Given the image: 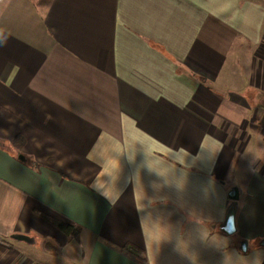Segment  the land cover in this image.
<instances>
[{
    "label": "crops",
    "instance_id": "1",
    "mask_svg": "<svg viewBox=\"0 0 264 264\" xmlns=\"http://www.w3.org/2000/svg\"><path fill=\"white\" fill-rule=\"evenodd\" d=\"M254 76L264 0H0V264H264Z\"/></svg>",
    "mask_w": 264,
    "mask_h": 264
},
{
    "label": "rangeland",
    "instance_id": "2",
    "mask_svg": "<svg viewBox=\"0 0 264 264\" xmlns=\"http://www.w3.org/2000/svg\"><path fill=\"white\" fill-rule=\"evenodd\" d=\"M255 72H256V68H255ZM255 81H256V78L254 76V80H253V83H252V88L254 89L253 90V95L256 96L257 95V92H256V87H255ZM243 83V81H242ZM258 88V87H257ZM252 90L249 91V95H251ZM257 97V96H256ZM255 123V125L258 127H263L264 128V120L262 121L261 117L258 116V120L257 121H253ZM262 128V129H263ZM261 142H257V143H254L250 146L251 150L248 151L246 154H245V157L248 159V161H246L245 159L240 161L241 163V167H237L235 169V172H234V177L236 180H238L237 182L238 183H234L232 184V182H230V184L227 183L228 185V188L230 189V192L231 193V190H233V188L237 187L238 189H240L239 186H242L243 184H241L242 181H245L251 171L250 169V165L252 167V165H254V162L256 160H261L262 162L264 161V140H263V136H261ZM246 168V169H245ZM240 184V185H239ZM236 191V188L234 189ZM244 190V188H243ZM238 216V214H237ZM233 236V235H232ZM237 240H238V236L234 234V236L230 239H226V238H222V240H220L219 238H217V242L219 244H223L224 245V248L223 250H225L226 252L228 250H230V248H227L225 247L226 244H231V247L232 248H236V244H237ZM257 240V239H256ZM261 241L263 239H260ZM255 242V243H254ZM253 242V245L250 247H243V250H247V251H251L252 249H257L259 248V246H261V243L260 245H257V242L258 241H254ZM243 246V245H242ZM240 254V253H239ZM242 255V254H240ZM238 261L241 262V263H245L247 261V258L246 257H238Z\"/></svg>",
    "mask_w": 264,
    "mask_h": 264
},
{
    "label": "water",
    "instance_id": "3",
    "mask_svg": "<svg viewBox=\"0 0 264 264\" xmlns=\"http://www.w3.org/2000/svg\"><path fill=\"white\" fill-rule=\"evenodd\" d=\"M256 105L264 109V93H260L256 97ZM237 213H238V202L237 196L233 197L232 204L226 212L224 223L221 225V232L232 236L237 232ZM261 246L264 247V239L261 241Z\"/></svg>",
    "mask_w": 264,
    "mask_h": 264
},
{
    "label": "trees",
    "instance_id": "4",
    "mask_svg": "<svg viewBox=\"0 0 264 264\" xmlns=\"http://www.w3.org/2000/svg\"><path fill=\"white\" fill-rule=\"evenodd\" d=\"M14 144L16 145V148H18L19 150H21V148L24 147L25 145V140L22 136H18L16 138V140L14 141ZM46 219L52 223L58 230H60L62 233H64L65 235H69L72 234V231L74 230V227L71 225H68L64 222H57L53 219H50L49 217H46ZM74 233V232H73ZM76 235V232H75ZM259 243H261V240H258L257 245H260Z\"/></svg>",
    "mask_w": 264,
    "mask_h": 264
}]
</instances>
